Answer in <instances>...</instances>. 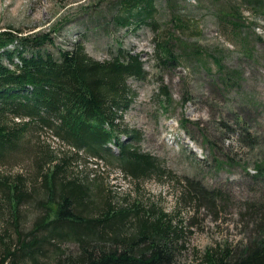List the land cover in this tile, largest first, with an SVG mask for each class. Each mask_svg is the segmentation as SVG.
Instances as JSON below:
<instances>
[{"label":"rangeland","instance_id":"obj_1","mask_svg":"<svg viewBox=\"0 0 264 264\" xmlns=\"http://www.w3.org/2000/svg\"><path fill=\"white\" fill-rule=\"evenodd\" d=\"M122 2L0 0V30L50 33L52 42L41 50L55 58L76 42L95 60L119 48L140 54L145 76L128 79L134 97L123 122L140 132L136 144L157 159L159 173L135 181L100 159L73 172L88 175L91 188L116 201L141 200L170 214L174 224L181 221L184 245L176 264H204L209 247L244 246L253 235L244 210L264 204V29L261 15H252H264V0H154L155 13L128 26L117 23ZM162 35L176 60L165 62L157 50ZM163 86L169 102L160 96ZM41 138L57 145L49 134ZM184 181L214 192L215 209L181 199ZM28 212L24 229L34 217ZM63 248L75 250L72 243Z\"/></svg>","mask_w":264,"mask_h":264},{"label":"trees","instance_id":"obj_2","mask_svg":"<svg viewBox=\"0 0 264 264\" xmlns=\"http://www.w3.org/2000/svg\"><path fill=\"white\" fill-rule=\"evenodd\" d=\"M122 3V26L155 13L154 0ZM47 42L48 32L0 30V264H46L49 257L54 264H176L184 245L181 221L174 224L141 200L116 201L91 188L88 175L73 172L100 159L135 181L159 173L157 159L136 144L140 132L123 122L134 97L128 79L145 76L140 54L119 48L95 60L76 42L55 58L41 50ZM168 45L165 35L156 42L165 62L176 60ZM160 96L170 101L165 86ZM13 164L21 169L10 172ZM182 184L181 199L215 209L214 192L199 182ZM23 208L34 212L25 229ZM244 214L253 228L249 241L207 248L204 264H264V204L248 203ZM69 243L75 250L63 248Z\"/></svg>","mask_w":264,"mask_h":264},{"label":"built area","instance_id":"obj_3","mask_svg":"<svg viewBox=\"0 0 264 264\" xmlns=\"http://www.w3.org/2000/svg\"><path fill=\"white\" fill-rule=\"evenodd\" d=\"M262 19H263V21H262V25H263V27H262V28L264 29V18L262 17Z\"/></svg>","mask_w":264,"mask_h":264}]
</instances>
